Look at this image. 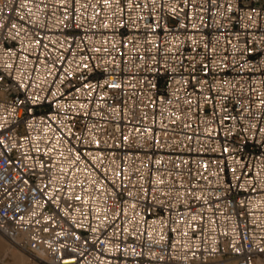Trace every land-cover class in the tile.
I'll return each instance as SVG.
<instances>
[{
    "label": "built area",
    "instance_id": "built-area-1",
    "mask_svg": "<svg viewBox=\"0 0 264 264\" xmlns=\"http://www.w3.org/2000/svg\"><path fill=\"white\" fill-rule=\"evenodd\" d=\"M0 235L264 263V0H0Z\"/></svg>",
    "mask_w": 264,
    "mask_h": 264
},
{
    "label": "rangeland",
    "instance_id": "rangeland-1",
    "mask_svg": "<svg viewBox=\"0 0 264 264\" xmlns=\"http://www.w3.org/2000/svg\"><path fill=\"white\" fill-rule=\"evenodd\" d=\"M2 239V242L4 244V252L3 255L1 256L0 259L4 258L5 261L11 260L12 257L16 258H22L23 260H25L26 264H41L40 262H36L32 259L29 258V256H27L25 253H23L22 251L18 250L17 248L11 246L7 240H5L2 236H0ZM5 256V257H4ZM259 264H264L263 262L259 263Z\"/></svg>",
    "mask_w": 264,
    "mask_h": 264
},
{
    "label": "crops",
    "instance_id": "crops-1",
    "mask_svg": "<svg viewBox=\"0 0 264 264\" xmlns=\"http://www.w3.org/2000/svg\"><path fill=\"white\" fill-rule=\"evenodd\" d=\"M3 252H4V244H3L2 239L0 237V258L3 255ZM0 264H26V262L22 258H16V256H15V257H12V259L8 260V261H5L4 258L0 259Z\"/></svg>",
    "mask_w": 264,
    "mask_h": 264
},
{
    "label": "bare ground",
    "instance_id": "bare-ground-1",
    "mask_svg": "<svg viewBox=\"0 0 264 264\" xmlns=\"http://www.w3.org/2000/svg\"><path fill=\"white\" fill-rule=\"evenodd\" d=\"M261 262H263V261H259L258 264L261 263Z\"/></svg>",
    "mask_w": 264,
    "mask_h": 264
}]
</instances>
